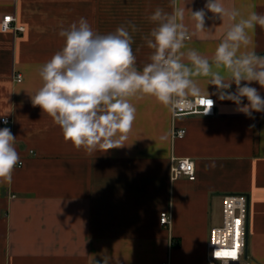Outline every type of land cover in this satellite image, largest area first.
Masks as SVG:
<instances>
[{"label":"crops","instance_id":"0c3cea01","mask_svg":"<svg viewBox=\"0 0 264 264\" xmlns=\"http://www.w3.org/2000/svg\"><path fill=\"white\" fill-rule=\"evenodd\" d=\"M221 2L244 16L264 13V0ZM205 3L190 0L186 7L195 11ZM169 5L170 0H0V128L17 137L23 163L11 184L0 183V264H93L102 257L108 264H209L211 231L223 224L226 195L248 197L246 259L264 264V113L254 112L251 119L234 112L232 101L219 100L208 78L197 76L202 91L215 99L214 115L174 121L153 97L133 98L137 113L126 146L88 155L65 142L52 118L31 104L28 93L41 86L39 66L63 46L61 26L84 17L94 31L107 34L135 24L136 32L129 28L131 47L142 69L151 52L142 37L154 27L148 16L157 7L170 12ZM8 16L16 20L3 31ZM212 16H206L209 30L196 31L186 42L209 59L231 24L228 17ZM184 23L194 30L190 11ZM250 36L249 47L264 55V29L257 26ZM252 86L264 97V89ZM174 128L185 129L186 136L173 139ZM173 158L194 161L195 178L172 181ZM165 212L172 218L167 228L160 224Z\"/></svg>","mask_w":264,"mask_h":264},{"label":"clouds","instance_id":"9594fccd","mask_svg":"<svg viewBox=\"0 0 264 264\" xmlns=\"http://www.w3.org/2000/svg\"><path fill=\"white\" fill-rule=\"evenodd\" d=\"M189 2L181 5L170 0V12L157 7L148 16L154 27L142 37L151 50L142 69L137 68L131 47L129 28L136 32L135 24L129 22L107 34L94 31L84 17L67 28L61 26L63 46L39 66L41 86L28 93L32 106L52 118L65 142L88 155L126 146L137 113L133 98L153 97L175 115L191 97L207 95L211 107L203 115L210 114L215 102L208 91H202L197 76L208 78L219 100L232 101L234 112L251 119L254 112L264 113V97L252 86L256 83L264 89V55L249 47L250 33L257 26L264 29V13L244 16L236 8L226 9L221 0H206L204 8L193 11L186 7ZM186 11L195 22L194 30L184 23ZM208 12L212 19L231 21L211 59L186 45L196 31L209 30L205 27ZM183 135L181 130L179 136ZM16 138L10 128H0V183L11 184L22 163ZM167 138V133L161 136ZM93 264H108V260L102 257Z\"/></svg>","mask_w":264,"mask_h":264},{"label":"built area","instance_id":"2783aa9c","mask_svg":"<svg viewBox=\"0 0 264 264\" xmlns=\"http://www.w3.org/2000/svg\"><path fill=\"white\" fill-rule=\"evenodd\" d=\"M15 18L12 16L5 17L2 23V30L8 31L12 28ZM23 77L18 76L17 82H22ZM212 101L215 99L210 97ZM203 101V103H202ZM211 107V103L207 96L195 97L189 99L187 104H182L175 115L172 114L173 120L190 115H203L204 112ZM216 102L211 108L210 114L204 116H212L215 114ZM4 119L2 120V123ZM8 121V120H7ZM9 123V121L7 122ZM5 124V123H4ZM184 138L187 134L185 129ZM181 130L174 128L173 139H181L179 132ZM23 163L18 164L21 167ZM196 167L194 161L190 159H172L171 179L176 181L180 178L187 177L194 179ZM249 208V199L246 195H226L224 197V221L219 227H215L211 231L209 242V264H250L246 259V235H247V214ZM172 218L170 213H162L160 217L161 226L167 228L171 226ZM234 252L235 257L217 256V252ZM213 254L216 258L213 257ZM169 264V263H166Z\"/></svg>","mask_w":264,"mask_h":264},{"label":"snow or ice","instance_id":"6c2138e0","mask_svg":"<svg viewBox=\"0 0 264 264\" xmlns=\"http://www.w3.org/2000/svg\"><path fill=\"white\" fill-rule=\"evenodd\" d=\"M202 103H203V101H202ZM216 255L217 256H224V257L232 256L233 258L235 257V253L229 252V251L217 252Z\"/></svg>","mask_w":264,"mask_h":264},{"label":"water","instance_id":"95a60500","mask_svg":"<svg viewBox=\"0 0 264 264\" xmlns=\"http://www.w3.org/2000/svg\"><path fill=\"white\" fill-rule=\"evenodd\" d=\"M249 208H248V214H247V235H246V254L248 250V237H249Z\"/></svg>","mask_w":264,"mask_h":264}]
</instances>
